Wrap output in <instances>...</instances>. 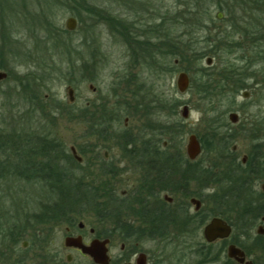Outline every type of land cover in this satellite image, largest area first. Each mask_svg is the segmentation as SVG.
Here are the masks:
<instances>
[{
  "label": "rangeland",
  "instance_id": "1",
  "mask_svg": "<svg viewBox=\"0 0 264 264\" xmlns=\"http://www.w3.org/2000/svg\"><path fill=\"white\" fill-rule=\"evenodd\" d=\"M43 1L0 0V71L7 74V78L0 82V119L5 121L6 126L12 125L13 120H22L23 124L21 125L22 121L19 122L16 128L22 126L30 133L47 137L48 140L54 139L62 145L65 156H71L70 148H73L75 156L80 161L74 159V163L70 164L65 159H60L54 163V168L57 166L58 170L67 172L68 177L71 176L72 188L64 194L67 196L63 201L60 200V196H55L57 194H47L45 189L48 188L37 186L38 182L24 184L22 181H16L18 183L12 182L8 188V185L6 186L7 190H14L21 197L13 208L20 220L30 219L27 222L29 227L25 230L26 234L37 233L40 240L39 246H33L30 238H27L26 247H22L23 241L21 243L23 250L15 254L13 260L15 264H93L90 259L75 252L69 253L72 260L70 263L66 262L68 252L63 248V232L66 226L64 221L75 218L77 223L89 222V228L94 230L98 240H103L107 231L116 227L118 219L124 218L134 222L135 217L131 212L126 211L125 216H120L121 210H117L116 205L103 204L105 200L107 203L109 196L117 199L121 191L130 190L134 182L130 174L134 173H125L116 180L119 183L117 185L113 180L107 179L109 177L104 176L102 172L137 169L133 163L129 165L124 160L122 162L116 160V156H122L124 153L116 146L112 149L109 146H113V143L120 144V139L103 138L101 130L96 132L89 128L88 106L89 97L92 96L89 86L92 85L98 90V94L104 96L111 95L112 90L116 91L117 86L122 85L123 108L117 117L121 126L126 118L129 119L126 134H136V128H139L140 124L144 129L149 123L145 122L148 117L145 108L151 109L150 122L156 128L154 137L159 141L158 154L183 155L189 133L204 137L210 115L205 114L207 106L198 99L193 90L186 94L177 92V75L185 72L190 76H197L200 68L206 67V60H212V66L214 68L217 66L222 72L231 73L230 69L240 67L239 69L242 68V72L247 74L250 68H260L261 66L257 65L264 61L262 30L255 35L259 43H254L253 40L243 41L245 36L242 33L252 29L250 23L256 24L252 16L260 18L261 14L241 11L242 7L239 5L236 7L233 5L234 9L229 15L222 13L221 20H218L214 27H210L209 42L211 39L215 41V35H219L220 44L217 48L227 49L228 52L222 53L223 58L218 53V57L206 54L210 50L206 45V55L201 59L195 60L188 52L183 62L178 60L173 62L162 58V53L158 50L162 45L156 42L158 47L155 53L158 57L155 64H152L147 60L152 53L148 52L146 55L141 52L142 47L148 49V45L141 46L135 42L141 43L154 38L164 40L169 35L166 34V25L160 29L153 26L139 27L143 24L149 25L150 22L153 25L157 24L154 12L146 15L135 11L136 6L121 4L125 0H55L49 9V5H46L45 9ZM147 1L156 9L162 7L160 15L167 9L171 10L173 2V0ZM244 5L246 4L242 6ZM85 6L94 9L93 17L89 18V13L84 11ZM69 18L77 20L72 31L65 28ZM114 18L122 19L127 24L134 21L133 18H137L138 23L135 28L128 30L124 29L125 25L120 24V32L126 33L117 34V28L112 21ZM260 25L264 27V20H261ZM130 37L131 43L128 41ZM199 47L202 48L204 45ZM20 77H27L30 84H34L32 81L37 79L43 88H35L33 92L36 93H31L32 89L25 91L22 88H14L15 83L19 85ZM68 88L73 89L74 98L71 103L67 96ZM34 94H39L40 99L34 98ZM33 99L37 103H34ZM152 101L154 102L151 103ZM238 102L244 101L239 97ZM184 106L188 110L187 119L181 117ZM221 110H225L223 106ZM111 114L109 117L113 118ZM159 123L162 126L169 125L167 128L171 139L167 136L159 139ZM107 140L109 141L106 143V149L114 159L104 164L97 162L94 156L102 157L103 141ZM163 142H167V149H162ZM52 164L53 161L51 166ZM61 182L65 183L66 179L63 178ZM107 183L110 189L116 190V195L111 191L104 192L103 184ZM209 192L210 190L207 191ZM121 244L122 242L115 236L107 253L108 264H124L125 258L122 257L128 255L121 253ZM130 244L127 245L129 253L132 254L135 244ZM189 245L193 251L198 243ZM182 251L185 253L183 264H196L197 259L189 253L190 249ZM58 252L60 256L56 254ZM130 263L133 264V259Z\"/></svg>",
  "mask_w": 264,
  "mask_h": 264
},
{
  "label": "flooded vegetation",
  "instance_id": "2",
  "mask_svg": "<svg viewBox=\"0 0 264 264\" xmlns=\"http://www.w3.org/2000/svg\"><path fill=\"white\" fill-rule=\"evenodd\" d=\"M211 63L205 61L206 67L198 71L199 79L184 72L188 77L185 94L193 90L207 106L205 114L210 115L204 137L188 135L195 136L199 149L192 160L186 153L187 140L183 155L158 154L151 109L145 108V122L149 123L144 129L140 124L136 134H126L129 119L121 126L117 117L123 108L122 85L104 96L89 86V128L101 130L103 138L120 139V144L109 146L123 151L116 160L133 163L137 169L102 172L117 185L116 180L125 173H134L130 174L134 178L130 190L121 191L117 199L109 196L103 203L116 205L120 216L129 211L135 217L134 222L117 217L116 227L103 239L109 241L108 253L117 236L122 242L121 253L128 255L122 257L124 264H131V259L133 264H183V249H190L196 264H264V61L247 74L240 67L230 69L231 73L222 72ZM239 97L244 102L239 103ZM108 141H103L102 157L94 156L97 162L106 164L114 159L106 149ZM161 147L167 149V142ZM103 185L104 192L116 195L108 183ZM87 188L89 191V180ZM86 206L89 210V203ZM213 219L220 222L222 236L207 242L205 228ZM64 222L66 262L70 263L69 253L73 252L89 260L80 250L65 246L66 239H80L85 246L98 240L89 222L77 223L75 218ZM130 243L135 244L132 254L127 245ZM192 243H198L193 251Z\"/></svg>",
  "mask_w": 264,
  "mask_h": 264
},
{
  "label": "trees",
  "instance_id": "3",
  "mask_svg": "<svg viewBox=\"0 0 264 264\" xmlns=\"http://www.w3.org/2000/svg\"><path fill=\"white\" fill-rule=\"evenodd\" d=\"M43 2L45 3V9H47L46 5H49V9L56 1L44 0ZM149 3L147 0H125L121 4L132 5V7L136 6L137 9L135 11L145 13L146 15L151 12L155 13L157 24L153 25L151 24L152 22H150L149 25L143 24L139 27L144 28L145 26H153L160 29L164 25L167 26L166 34L169 35H167L164 40L154 38L150 39L151 41L144 40L141 43L135 42L141 46L145 44L148 45L149 48L142 47L141 52L146 55L148 52L152 53L150 58L147 57V60L152 62V64H155V60L158 57L155 53L158 47L156 46V42L158 45H162L160 48L158 47V50L162 53V58L173 62L176 60L183 62L188 52L194 56L195 60L201 59L206 54H213V57H218L219 54L223 58L224 54L222 53H228L226 51L227 49L217 48L220 44L219 35L217 34L215 35V41L211 39V42H209V30L210 27H214L219 22L216 19V13L221 12L229 15L234 9L233 5H235V7L239 5L242 7L241 11H247L250 14L252 12L261 14L260 18L252 16L256 24L250 23V26L254 31L251 28L249 31H244L242 33V35L245 36L243 41L253 40L254 43H259L255 35L261 30L264 38V27L260 25L261 20H264V0H173L171 10L167 9L162 15H160L162 7L156 9L154 5L150 6ZM244 3L246 5L242 6ZM250 4L254 6L248 7L247 5ZM84 11L89 13V18L93 17L94 9L85 6ZM170 11L173 12L170 14ZM132 20L134 21H130L127 24L126 21L122 19L114 18L112 21H114V25L117 28H115L118 31L117 34L126 33V31L123 33L120 32V24L126 26V28H124L125 30L135 28L138 20L137 18H133ZM228 26L230 27V25ZM250 34L252 35L249 37ZM128 41L131 43V37ZM200 45H204V47L200 48ZM206 45L210 47L207 53ZM192 77L193 79H198L196 75ZM18 79H20V81L18 82L16 80V82H18L19 85L15 83L14 88H22L25 91H28L27 89H32L31 93H36L33 92L35 88H43V86L39 84L40 81L37 79L32 81L35 82L34 84H30L27 77H20ZM33 97L40 99L39 94H34ZM33 101L37 103L35 99H33ZM88 108L86 109L88 110ZM21 121L22 120H13L12 125L6 126L5 121L0 119V264H15L13 256L21 253L23 250L21 248V243L23 241L25 242L27 238H30L33 246L40 245V240L37 236L39 234L34 232L26 234L25 232L26 228L29 227L27 222L30 219L25 221L20 220L19 215L15 214L16 211L13 206L19 203L21 197L14 190H7L10 183L16 181H22L21 183L24 184L38 182L37 186L48 188L45 189L47 194H57L55 196H60V200L62 201L66 199L67 196H64V194H67L68 190L72 188L70 183L71 176L68 177L66 174L67 172L58 170L57 166L54 168V163L59 162L60 159H65L70 164L74 163L73 156H65V153L62 151V145L54 139L48 140L47 137L37 135L33 132L30 133L26 128H22V126L16 128ZM22 124L23 121L21 122V125ZM167 127H169V125L162 126L159 123V139H164L166 136L171 139V134ZM174 130L173 132H175ZM52 161L53 164L51 166ZM63 178L66 179L65 183L61 182ZM53 180H57V182L52 183ZM5 205L8 207H5ZM13 213L15 215H13Z\"/></svg>",
  "mask_w": 264,
  "mask_h": 264
},
{
  "label": "water",
  "instance_id": "4",
  "mask_svg": "<svg viewBox=\"0 0 264 264\" xmlns=\"http://www.w3.org/2000/svg\"><path fill=\"white\" fill-rule=\"evenodd\" d=\"M221 13H217L216 19L221 20ZM76 25V21L73 18H69L65 23V28L69 31L74 30ZM210 63V60H207V64ZM7 78L6 73L0 71V82L4 81ZM188 87V77L184 72H181L177 75L176 78V89L179 94H184ZM67 96L69 97V101H73V90L67 89ZM181 117L183 119L187 118V108L183 107ZM198 144L194 135L189 136L187 139V150L186 153L188 157L192 160L198 154ZM72 154L75 156V152L72 149ZM77 161H80L77 158ZM220 222L216 219L211 220V222L205 228V238L207 242L214 241L217 237H221L220 234ZM109 244L108 240H93L89 243V245L85 246L82 244L80 239H66L65 246L71 247L80 250L81 254L87 255L94 264H108L109 258L107 256V245ZM27 243H23L22 247L25 248ZM68 261L70 257H67Z\"/></svg>",
  "mask_w": 264,
  "mask_h": 264
}]
</instances>
